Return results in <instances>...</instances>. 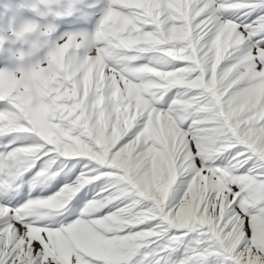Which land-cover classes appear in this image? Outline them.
<instances>
[{
	"label": "snow or ice",
	"instance_id": "6c2138e0",
	"mask_svg": "<svg viewBox=\"0 0 264 264\" xmlns=\"http://www.w3.org/2000/svg\"><path fill=\"white\" fill-rule=\"evenodd\" d=\"M96 2L86 66L0 79V264H264V0Z\"/></svg>",
	"mask_w": 264,
	"mask_h": 264
},
{
	"label": "clouds",
	"instance_id": "9594fccd",
	"mask_svg": "<svg viewBox=\"0 0 264 264\" xmlns=\"http://www.w3.org/2000/svg\"><path fill=\"white\" fill-rule=\"evenodd\" d=\"M94 6V0H20L18 7L33 17L14 19L6 29L0 28V47L9 36L20 45L13 53L14 66L0 70V79L34 84L66 78L86 66L91 58L86 49L95 41L97 27L92 32L80 29L57 36L58 25L52 21L77 12L86 14Z\"/></svg>",
	"mask_w": 264,
	"mask_h": 264
},
{
	"label": "rangeland",
	"instance_id": "374dc122",
	"mask_svg": "<svg viewBox=\"0 0 264 264\" xmlns=\"http://www.w3.org/2000/svg\"><path fill=\"white\" fill-rule=\"evenodd\" d=\"M18 1L19 0H0V28L6 29L12 23V21L14 19L19 20L20 18H22L21 16L23 15V13H32L30 11L19 8L18 5L20 4V2H18ZM94 5H95L94 7L90 8L87 11V13L91 14V17L93 18L92 22H91L92 27H91V30L89 32H92L96 27H98L99 20L102 18V16L97 14V12H96V9L98 6L96 0H94ZM13 41H14V38L9 36L6 40V42L4 43L5 45L3 44V46L0 47L1 52L3 54L5 53V50H7L6 54H8V52L10 51V50H8V47L12 48L14 45H15L16 49H18L20 47V45L18 43H14ZM16 49H13V52H15ZM7 56H9V55H7ZM8 59H9V57H8ZM11 59L13 60V57ZM8 62H9V60H8ZM11 63L14 64L13 61H11ZM0 107H1L0 111L5 110L6 109V102H1ZM7 107L10 108V106H7ZM0 143H2V141H0Z\"/></svg>",
	"mask_w": 264,
	"mask_h": 264
},
{
	"label": "bare ground",
	"instance_id": "6f19581e",
	"mask_svg": "<svg viewBox=\"0 0 264 264\" xmlns=\"http://www.w3.org/2000/svg\"><path fill=\"white\" fill-rule=\"evenodd\" d=\"M20 2V1H18ZM7 14V13H6ZM20 18V17H19ZM95 18V17H94ZM5 45V44H4ZM7 50H5V53H6ZM13 51V50H12ZM2 52H1V49H0V56H2ZM9 55V62L7 63L8 65L12 64L11 61H13L11 58L13 57V53L11 52V50L8 52V54H6V56ZM1 103V102H0Z\"/></svg>",
	"mask_w": 264,
	"mask_h": 264
}]
</instances>
